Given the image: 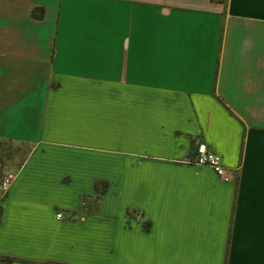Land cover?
<instances>
[{"label": "crops", "instance_id": "1", "mask_svg": "<svg viewBox=\"0 0 264 264\" xmlns=\"http://www.w3.org/2000/svg\"><path fill=\"white\" fill-rule=\"evenodd\" d=\"M0 140V264H264V0H0Z\"/></svg>", "mask_w": 264, "mask_h": 264}, {"label": "built area", "instance_id": "2", "mask_svg": "<svg viewBox=\"0 0 264 264\" xmlns=\"http://www.w3.org/2000/svg\"><path fill=\"white\" fill-rule=\"evenodd\" d=\"M192 161L198 164L208 165L219 177L225 178L229 169L221 162L220 156L210 150L204 142H198L193 150ZM13 176L12 171L0 166V191L4 192ZM55 216H61L56 212Z\"/></svg>", "mask_w": 264, "mask_h": 264}, {"label": "trees", "instance_id": "3", "mask_svg": "<svg viewBox=\"0 0 264 264\" xmlns=\"http://www.w3.org/2000/svg\"><path fill=\"white\" fill-rule=\"evenodd\" d=\"M38 15H40V14H38ZM23 149L25 150L24 147L16 144L12 140H0V166H2L5 162L11 160L12 156L15 153L23 152ZM25 153H26V150H25ZM25 153H22L23 157H24ZM21 161H22V159H21ZM95 187H96V185H95ZM0 260H1V262H7L10 260V257H7V256L0 257ZM43 264H62V263L47 261V262H44Z\"/></svg>", "mask_w": 264, "mask_h": 264}, {"label": "rangeland", "instance_id": "4", "mask_svg": "<svg viewBox=\"0 0 264 264\" xmlns=\"http://www.w3.org/2000/svg\"><path fill=\"white\" fill-rule=\"evenodd\" d=\"M22 153H25V150L23 149V152H18V153H15L13 156H12V158H11V162L13 163V164H15V165H17L20 161H21V159H23L22 157H23V154Z\"/></svg>", "mask_w": 264, "mask_h": 264}]
</instances>
